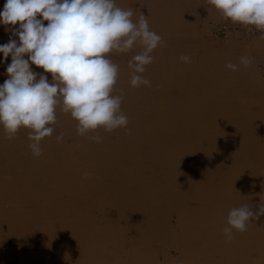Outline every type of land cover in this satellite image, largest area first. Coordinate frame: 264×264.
Returning <instances> with one entry per match:
<instances>
[{"label":"bare ground","instance_id":"1","mask_svg":"<svg viewBox=\"0 0 264 264\" xmlns=\"http://www.w3.org/2000/svg\"><path fill=\"white\" fill-rule=\"evenodd\" d=\"M115 3L162 37L139 74L151 85L130 83L137 43L108 54L125 127L81 136L58 104L37 157L32 129L0 125V264H264V215L223 232L232 208L264 205V39L215 41L199 28L221 15L208 0ZM14 27L0 24V45ZM10 63L0 53V85Z\"/></svg>","mask_w":264,"mask_h":264},{"label":"clouds","instance_id":"2","mask_svg":"<svg viewBox=\"0 0 264 264\" xmlns=\"http://www.w3.org/2000/svg\"><path fill=\"white\" fill-rule=\"evenodd\" d=\"M208 3L233 23L264 30V0ZM133 15V10L116 6L115 0H6L0 24L6 30L18 25L12 28V36L18 41L10 37L0 45L4 60L11 56L6 68L8 79L0 85V125L7 138H14L21 127L32 129L29 148L34 156H40V141L53 133L54 128L48 125L55 123L56 108L61 103L63 111L78 121L81 136L100 128L110 132L125 127L128 118L121 113L123 97L112 95L119 66L108 54L113 50L126 53L137 43L142 45L143 51L128 65L133 70L130 83L133 87L150 86L151 82L139 74L153 63L151 53L163 43L162 37L150 30L145 15L141 14L136 23ZM180 59L190 63L188 56ZM239 60L245 67L252 63L248 56ZM31 65L51 73L52 82L33 71ZM226 67L238 69L231 62ZM62 139V135L57 137ZM93 139L99 143L102 138ZM258 207V212L248 205L232 208L223 229L225 236L231 240L233 229L247 231L251 220L264 215V205Z\"/></svg>","mask_w":264,"mask_h":264},{"label":"rangeland","instance_id":"3","mask_svg":"<svg viewBox=\"0 0 264 264\" xmlns=\"http://www.w3.org/2000/svg\"><path fill=\"white\" fill-rule=\"evenodd\" d=\"M199 28L201 30H207V32L210 33V36L215 41H219L222 43H226L232 38L237 42H249L264 35V31L262 30L258 31L260 33H249L247 30V25L233 23L232 21L227 19L225 20L222 14L216 20H207L206 22L200 24ZM262 59L263 58L258 59V63L256 65L259 72L264 75V59ZM253 61L254 60L252 59V62ZM173 235H175V233Z\"/></svg>","mask_w":264,"mask_h":264},{"label":"built area","instance_id":"4","mask_svg":"<svg viewBox=\"0 0 264 264\" xmlns=\"http://www.w3.org/2000/svg\"><path fill=\"white\" fill-rule=\"evenodd\" d=\"M247 30H248L249 33H252V34L260 33L258 31H261V30H257L254 25H247ZM262 31H264V30H262Z\"/></svg>","mask_w":264,"mask_h":264}]
</instances>
